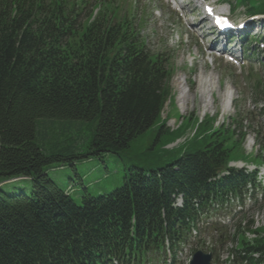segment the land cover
<instances>
[{
	"label": "trees",
	"instance_id": "obj_1",
	"mask_svg": "<svg viewBox=\"0 0 264 264\" xmlns=\"http://www.w3.org/2000/svg\"><path fill=\"white\" fill-rule=\"evenodd\" d=\"M86 1L0 0V184L32 178L29 188L0 185V264H107L132 256L162 232V210L172 216L175 189L195 192L188 199L213 193L199 189L230 152L215 141L177 161L178 170H133L124 185L82 205L65 194L47 173L50 164L77 154H126L168 97L162 59L111 25L120 9L105 4L93 19ZM75 121L91 123L94 139L83 154L76 144L87 140L83 128L72 131ZM250 249L264 260V238Z\"/></svg>",
	"mask_w": 264,
	"mask_h": 264
},
{
	"label": "rangeland",
	"instance_id": "obj_2",
	"mask_svg": "<svg viewBox=\"0 0 264 264\" xmlns=\"http://www.w3.org/2000/svg\"><path fill=\"white\" fill-rule=\"evenodd\" d=\"M123 1L124 5H130L134 4V2H140L142 7H145L148 12V23L145 25L149 27L147 32L151 34V42L153 45H156L158 40L160 41V44H164V39L168 40V45L174 49L176 58L174 56V61L178 65V71L176 72V77H182L184 78V74H187V77L189 76L187 73V70L184 69L185 62L190 61V52L193 51L197 53V50L199 49V46L196 45L198 42V38L196 35H193L192 38H187V30L185 20H181L180 17L175 16L174 13L170 11L168 6L166 5L164 0H121ZM152 8H154L155 11H157L160 16H154V13L152 12ZM172 14H171V13ZM185 18V17H184ZM192 19L193 21H197L199 17L197 15H189L188 19ZM187 20V17H186ZM176 23L174 25L173 23ZM156 26L158 30L156 33H152L153 26ZM176 26V27H175ZM200 25L199 27H201ZM181 28V31H180ZM196 28V27H195ZM184 38L185 40L189 42L184 43H178L177 37ZM196 57L198 58V61H194V71L190 73V77L192 78V75L195 74V78H197V74L201 69L204 61L200 58V55L197 54ZM216 70H204L206 74H211L212 78L214 77V96H212L211 93H209V100L211 102L210 107L208 110H205L202 107L203 103V97L199 93V89H194L191 91L189 89V92L185 93L183 90L184 83L182 81L179 82V85H177L178 80L176 77L173 78L171 83V88L173 91L172 97L175 101L177 113H180L181 117H189V116H196L201 115L203 116L204 113H202L201 107L204 110L205 113H213L215 111H218V117H217V126L222 127L223 123L226 124H232V116L236 113V111L240 110L241 113H244V108L249 107V103L252 102V100H264V70L260 69L259 66L252 64L253 66L243 67L241 69H237L236 67L232 65H226L221 60H217L216 62ZM214 68V67H213ZM211 67V69H213ZM242 70L241 74H238V72ZM249 71H251L252 75L259 76V79L263 83V88L261 90V94L259 97H256L254 91L252 90L251 86L253 82H250L248 80L252 79L249 77ZM238 74V75H237ZM236 75L238 78L233 79L231 76ZM201 77V76H200ZM199 77V79H200ZM198 79V81H199ZM213 82V81H212ZM221 85V88H220ZM219 86V88H218ZM226 87H230L232 91L233 96V104L229 106L227 109V112H224L223 106H222V100L223 95L226 92ZM253 87V86H252ZM183 94H186L187 98H184L183 100H180L179 97ZM196 95H199L195 98ZM213 98V99H211ZM188 99V100H187ZM214 101V102H213ZM173 102H168V105L165 109L164 116L167 114L170 116V111L172 110ZM221 109L223 110L224 115L221 112ZM172 115H176L175 113H172ZM178 117V115H176ZM181 118H172L169 120L167 126L170 128H177L178 122ZM260 122L262 120L259 119ZM259 122V125H260ZM251 124H253V127H251ZM90 122H74L71 125L73 132H78L76 128H83V131H81L82 139L87 140L83 143V141H78L76 144V147H82V145L90 143L94 137L92 136V128H91ZM240 125L243 126V128H247L248 136H250V139H247V141H250L252 138L254 139L256 143V139L254 137V130L257 128L255 126V123L252 122V120H248L247 122H242ZM193 123L186 121L185 127L190 128H183V133H187L189 130H194L195 128H192ZM54 128L58 129L61 128L60 125H56ZM204 129H210V128H204ZM241 130V129H240ZM57 131H51L50 127L47 130V133L51 135H56ZM84 135H83V134ZM71 134V133H69ZM177 134H160V129L156 127H152L148 129L147 131L142 132L138 136V138H135L132 141L131 148L128 150V153L131 156L123 155V157H119L116 154L108 153L104 155L103 158L98 157H90V158H78L72 162H66V163H54L50 164L46 169L48 170L50 176L58 182V184L62 188H72L71 195L72 198L75 200V202L79 205L82 204L83 196L87 193L93 196L96 195H102L105 193H108L115 188L122 185L124 176L127 172V170L133 166L138 165L141 167H144L146 170H150L151 168L157 169L160 166L166 165L172 160L178 158L185 150L192 148V151L195 149H201L204 147V144L208 139H202L201 131L195 138L189 140L187 143L183 144L180 148L177 147L176 149H170L167 145L163 146L166 143L172 142L175 140V137L179 135ZM43 136V138H42ZM71 136L75 139H80L78 137H75L71 134ZM158 137L162 138V141H158ZM74 139V140H75ZM48 141L46 137V133L43 132L40 135V142H43L46 144ZM244 140L242 142V148H245ZM52 146V141L50 143ZM48 145V146H50ZM227 145L231 148L230 153V159L231 160H244V161H254L258 162V160L254 157L245 155L244 151L239 147V145L231 138L228 140ZM249 149V147L247 146ZM81 151L83 152L86 150V146H83ZM246 150V149H245ZM247 152V151H246ZM30 181L29 180H21L19 182L5 185L6 189H11L15 186L17 187H24L27 186L30 187ZM86 189V190H85ZM263 208L259 210L256 214L257 220L262 225L264 223V204L261 205Z\"/></svg>",
	"mask_w": 264,
	"mask_h": 264
},
{
	"label": "bare ground",
	"instance_id": "obj_3",
	"mask_svg": "<svg viewBox=\"0 0 264 264\" xmlns=\"http://www.w3.org/2000/svg\"><path fill=\"white\" fill-rule=\"evenodd\" d=\"M197 26L199 27L200 25L195 24V27ZM213 88H214V85H213V82L210 76L208 75L205 76L203 75V72H202L201 77L198 81V89H199V92L201 93V96L203 97L202 107L205 110H208V108L211 105V102L209 100V93L212 94ZM184 98H187L186 94H183L179 97L180 100H183ZM231 100H232V91L230 90V88H226V92L223 95V100H222V106H223L224 112L229 108Z\"/></svg>",
	"mask_w": 264,
	"mask_h": 264
},
{
	"label": "water",
	"instance_id": "obj_4",
	"mask_svg": "<svg viewBox=\"0 0 264 264\" xmlns=\"http://www.w3.org/2000/svg\"><path fill=\"white\" fill-rule=\"evenodd\" d=\"M197 258H198V256L196 257V259H195L193 264H198V259Z\"/></svg>",
	"mask_w": 264,
	"mask_h": 264
}]
</instances>
